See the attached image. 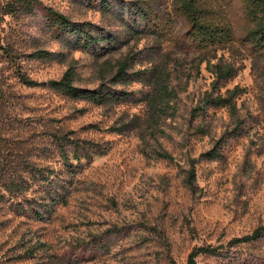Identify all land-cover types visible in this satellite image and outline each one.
<instances>
[{"label": "rangeland", "instance_id": "obj_1", "mask_svg": "<svg viewBox=\"0 0 264 264\" xmlns=\"http://www.w3.org/2000/svg\"><path fill=\"white\" fill-rule=\"evenodd\" d=\"M11 1L0 0V264H189L206 246H222V255L196 264H264V240L229 247L264 226V50L246 41L242 0H197L204 23L234 33L231 43L208 47L192 37L185 0H39L31 13L4 15ZM46 8L92 24L113 45L83 49L57 38ZM38 51L54 56L32 58ZM219 63L236 76L215 84L210 66ZM69 70L80 88L107 85L132 97L94 105L20 77L47 84ZM158 80L171 92L163 114L152 101ZM236 89L233 110L198 111L207 94ZM58 137L80 167L64 163ZM71 142L92 158L79 165ZM214 150L218 158L204 157ZM42 175L51 187L38 182ZM50 193L60 195L56 205ZM32 206L48 212L44 220L23 213Z\"/></svg>", "mask_w": 264, "mask_h": 264}, {"label": "trees", "instance_id": "obj_2", "mask_svg": "<svg viewBox=\"0 0 264 264\" xmlns=\"http://www.w3.org/2000/svg\"><path fill=\"white\" fill-rule=\"evenodd\" d=\"M186 5L184 6V10L188 18L191 20L194 30L196 31L193 34V39L200 38V42H203V47H208L210 45H227L234 40V33L232 28L222 24H214L203 22L202 19L205 20V12L200 9L196 4L197 0H185ZM244 5L245 17L247 21L250 23L251 27L248 31L246 41L251 43L253 47L257 51L264 50V0H242ZM41 5L39 0H12L7 3L2 8V13L4 15H15L22 11L27 13H31L33 9ZM134 9L137 15L143 19L144 21L149 22L150 15L139 3L134 2ZM1 15V13H0ZM46 23L47 27L56 35L59 39H66L67 37H73L75 39V45L78 48L90 49L93 46L100 45L102 43L108 42L109 45H113L112 38L106 36L101 33L96 35L94 32L97 29L90 23L76 24L70 20L67 16L62 13L55 11L52 8L45 9ZM1 19V16H0ZM98 30V29H97ZM195 35V36H194ZM0 49L2 48V42L0 38ZM53 54L47 51H38L31 55L32 58L39 60H50L53 58ZM127 66L124 65L121 67L119 71V77H122L123 74L126 73ZM210 69L216 75V83L219 84L222 82H227L233 79L237 70L228 64H215L210 66ZM22 82L28 87H39L41 85H46L52 88L53 90L61 93L65 97L75 100V101H85L94 105H107L110 103H117L120 101H130L132 94L127 93L125 91H117L114 90L107 85H102L100 88L91 90V89H83L75 85V75L71 70L67 71L65 75L59 81H51L47 84H40L35 82L25 75H20ZM115 83L120 81L119 78L115 80ZM124 82L125 80L122 79ZM156 95L152 98L154 104H157L160 107V112L166 113V106L169 103V99L171 97V92L165 87V82L162 80H158L155 84ZM237 89L233 91H228L227 95H219L214 97L212 94H207L205 100L203 101V106L199 108L198 111H205L208 108H226L229 110H233L234 99L237 93ZM202 133L203 130H201ZM62 138H57L58 145L60 147L61 157L70 168H78L80 166H74L70 164L66 146L63 144ZM74 146V160H76L79 165L82 159L90 160L92 158V154L88 147L80 144L71 142ZM102 154V153H100ZM160 158L168 160L170 162H174V157L166 152L158 154ZM220 156L217 151H210L207 154H204L205 158L216 159ZM196 160L193 161L195 164ZM193 164V166H194ZM73 174L77 173V170H71ZM196 179V171L195 168L192 167L189 177L188 183L192 187L194 186ZM41 185H45L47 187H51L50 184V175H42L38 181ZM12 188H8L10 193H13V190L18 186L15 184H11ZM54 193H50L49 198L52 200V205H56L61 199L59 194L57 196L53 195ZM33 205V204H31ZM47 205V204H45ZM44 210H48L47 207ZM24 214H31L34 217L44 220L45 214L47 211L42 212L37 210L32 206L29 210L22 209ZM264 240V226L259 227L253 233L235 238L229 243V247H238L244 245H253L260 241ZM223 247H200L194 249L189 256V264H196V259L200 255H209V256H220L222 255Z\"/></svg>", "mask_w": 264, "mask_h": 264}]
</instances>
